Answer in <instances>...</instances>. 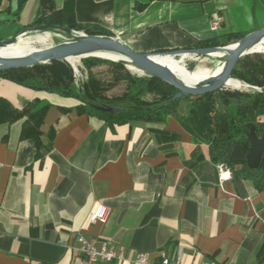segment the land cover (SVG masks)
<instances>
[{"label": "crops", "instance_id": "crops-1", "mask_svg": "<svg viewBox=\"0 0 264 264\" xmlns=\"http://www.w3.org/2000/svg\"><path fill=\"white\" fill-rule=\"evenodd\" d=\"M18 2L0 0V41L57 11L140 54L264 28V0ZM215 14L224 22L213 32ZM0 97L19 110L35 100L48 106L39 144L21 139L25 119L0 125V264H75L78 235L121 250L113 264H133L137 253L149 264L163 253L180 264H264V184L227 168L221 181L210 145L178 118L117 123L6 80ZM98 205L110 211L105 225L89 222Z\"/></svg>", "mask_w": 264, "mask_h": 264}, {"label": "trees", "instance_id": "trees-1", "mask_svg": "<svg viewBox=\"0 0 264 264\" xmlns=\"http://www.w3.org/2000/svg\"><path fill=\"white\" fill-rule=\"evenodd\" d=\"M26 0H19L20 9ZM43 3L49 0H42ZM53 25L60 28L83 30L87 35H103L95 28L80 26L75 23L72 13L66 11L51 12L37 17L28 27ZM243 35H231L223 42L208 41L199 43L195 48L226 46L243 38ZM163 53V52H160ZM83 65L90 63H106L118 73L114 74L115 82L118 77L130 79L133 90L125 96L109 99L101 95L109 83H100L94 77L83 85L81 92H76L72 86L73 77L71 66L65 61H54L45 65H36L31 68L0 71V80H6L16 85L34 90L53 92L64 96L74 97L80 101L79 113L97 112L104 118L117 123L133 120L156 121L162 115H171L178 118L184 127L195 137L210 145V159L216 164L223 165L235 176H248L258 184H264V171L249 170L245 164H234L230 159V152L235 145H241L246 151L248 144L245 134L254 127L258 135L264 128V56L253 54L240 58L232 71V80L256 87L262 91L249 90L247 92L234 90H220L200 97L185 96L180 100L193 99L188 113L190 117L183 120L177 112L176 100L169 104L176 90L162 81L140 76L133 78L122 63L104 62L96 58H85ZM146 94H154L155 98L145 101L141 98ZM93 106H111L121 108L119 113L109 114L93 109ZM48 106L35 100L23 109H17L5 98L0 97V125H10L25 119L21 139H30L39 144L40 126L43 123ZM264 156V154H263ZM239 167V168H237Z\"/></svg>", "mask_w": 264, "mask_h": 264}, {"label": "water", "instance_id": "water-1", "mask_svg": "<svg viewBox=\"0 0 264 264\" xmlns=\"http://www.w3.org/2000/svg\"><path fill=\"white\" fill-rule=\"evenodd\" d=\"M49 31L61 32L69 37L68 41L60 44L39 49L25 57L15 59H0V71L12 69L31 68L36 65H45L54 61H65L68 59L78 58L79 60L93 57L108 60L114 63H122L128 70L129 67L138 71L141 76L152 77L168 84L176 90L169 104H174L176 100H180L185 96L200 97L211 94L220 90H227L226 83L232 80V71L236 62L247 55L261 52H247L261 38L264 37V28L256 30L245 35L239 41L232 45L223 47H205L191 48L175 51H167L154 54H140L132 51L125 43L117 38L100 35H73V32L53 25L36 26L28 32H22L17 36L0 41V49L13 45L19 37H23L29 33H48ZM234 47V48H231ZM101 53H110L118 56L116 60H110L99 56ZM213 53H223L224 66L221 74L217 77H211L201 80L193 85H185L176 80L171 72L156 63L153 58L157 56H169L172 58H197L210 57ZM129 66V67H128ZM248 90L262 91L256 87L245 84ZM93 109L109 114L119 113L121 108L111 106H93ZM248 148L245 151L241 145L233 146L230 152V159L234 164H245L249 170L264 171V128L260 135L255 131L254 127L249 128L245 134Z\"/></svg>", "mask_w": 264, "mask_h": 264}, {"label": "rangeland", "instance_id": "rangeland-1", "mask_svg": "<svg viewBox=\"0 0 264 264\" xmlns=\"http://www.w3.org/2000/svg\"><path fill=\"white\" fill-rule=\"evenodd\" d=\"M36 27V26H35ZM34 27H25L23 30H21L20 32H18V34L22 33V32H28L29 30H31ZM262 29V28H260ZM259 30V29H257ZM72 32H77V33H83L86 34L85 31L83 30H76V29H71ZM256 31V30H254ZM253 31V32H254ZM252 33V32H250ZM18 34H16L15 36H17ZM45 33H29L26 34L25 36L21 37L20 40H25L26 38H34L36 36H40V35H44ZM47 34L50 35V39L47 41V46H54L57 44H60L62 42L68 41L69 37L66 36L65 34L61 33V32H56V31H49ZM87 35V34H86ZM13 36V37H15ZM4 41V40H3ZM236 43V42H234ZM234 43H229L227 45H232ZM226 45V46H227ZM218 47H223V46H218ZM42 48V46H35L34 50L40 49ZM255 54H259V55H263L264 56V52L262 53H255ZM253 55V54H250ZM249 56V55H247ZM93 58V57H91ZM204 57H200L199 59L197 58H192V61L190 60V58L188 59H178L175 58L174 60L176 62H179V64L186 68L188 71H193L195 70V68L197 66H203L206 67L208 69H213L216 67L217 64L212 63L210 60H204ZM98 59V58H96ZM193 59L195 61H193ZM84 59H81L78 61L77 65L75 66H71V70H72V77H73V82H72V86L74 88V90L76 92H81V90L83 89V85L85 83H87L89 81L90 78L94 77L95 79L99 80L100 83H109V85L106 86V89H103L101 91V95L104 97H107L109 99H113V98H118V97H122L125 95H128L132 90V83L130 81L129 78L124 77V75L121 73L122 77H118V79L115 82V77L114 74L118 73L117 71H115L112 66H110L109 64L106 63H90V65L88 67H85L83 65V61ZM103 60V59H101ZM104 62H111L108 60H104ZM127 72L129 73V75H131L133 78L140 77L141 75L139 73L136 72H132L131 70L126 69ZM227 89L234 91L232 89H230V87L226 86ZM241 91V90H238ZM249 90H245L243 92H247ZM67 97H71V96H67ZM73 99H75L74 97H71ZM141 98L145 101H151L153 98H155L154 94H146L144 96H141ZM76 100V99H75ZM78 101V100H77ZM193 99H183L180 100L178 102V104L175 105V107L177 108V112L182 116L183 120H187L190 117V114L188 113V110L190 108V106H193ZM79 104H81L80 101H78ZM86 111L89 112H93L92 110L89 109H85ZM262 118V117H261ZM260 118V119H261ZM227 168V167H226Z\"/></svg>", "mask_w": 264, "mask_h": 264}, {"label": "bare ground", "instance_id": "bare-ground-1", "mask_svg": "<svg viewBox=\"0 0 264 264\" xmlns=\"http://www.w3.org/2000/svg\"><path fill=\"white\" fill-rule=\"evenodd\" d=\"M83 33L73 32V35H78ZM21 37L18 38L17 42L13 45L0 49V59H15L25 57L37 50H34L35 46H42V48H47V41L51 38L49 34L45 33L44 35L36 36L34 38H26L25 40H20ZM234 48V47H231ZM247 52H264V37L261 38L254 46L247 50ZM99 56L103 58H107L110 60H116L118 56L110 54V53H101ZM224 56L223 53H213L210 57H204V60H210L212 63L217 64L215 68L208 69L203 66H197L195 70L188 71L186 68L182 67L179 62H176L172 57L169 56H157L154 57L153 60L160 64L161 66L167 68L173 77L179 82L185 85H193L195 83L200 82L201 80L217 77L221 74L224 66ZM183 59V58H179ZM79 59L71 58L68 59V64L75 66L77 65ZM129 67V66H128ZM129 69L133 72L138 73L135 69L129 67ZM230 87L232 90H248L246 85L243 83L236 82L234 80H229L225 88Z\"/></svg>", "mask_w": 264, "mask_h": 264}, {"label": "built area", "instance_id": "built-area-1", "mask_svg": "<svg viewBox=\"0 0 264 264\" xmlns=\"http://www.w3.org/2000/svg\"><path fill=\"white\" fill-rule=\"evenodd\" d=\"M224 22V18L220 14H215L210 19V30L217 31ZM77 33V32H76ZM220 180L224 181L229 178L228 171L223 165L218 166ZM110 211L104 205H98L90 214L89 222L91 224L105 225L108 222ZM78 247L76 248L77 257L75 264H113L116 261L122 260V252L113 245L102 244L96 248L89 244L81 235L77 236ZM130 263L133 264H149V259L146 254L137 253ZM156 264H180L177 260H172L166 253L161 255L159 263ZM215 264V263H207Z\"/></svg>", "mask_w": 264, "mask_h": 264}]
</instances>
